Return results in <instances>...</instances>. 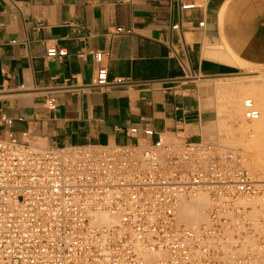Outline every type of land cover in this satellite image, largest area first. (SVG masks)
Here are the masks:
<instances>
[{
  "label": "crops",
  "instance_id": "0c3cea01",
  "mask_svg": "<svg viewBox=\"0 0 264 264\" xmlns=\"http://www.w3.org/2000/svg\"><path fill=\"white\" fill-rule=\"evenodd\" d=\"M95 51L128 81L92 85ZM242 62L264 63V0H0V113L12 118L0 137L39 149L203 139L214 84Z\"/></svg>",
  "mask_w": 264,
  "mask_h": 264
},
{
  "label": "built area",
  "instance_id": "2783aa9c",
  "mask_svg": "<svg viewBox=\"0 0 264 264\" xmlns=\"http://www.w3.org/2000/svg\"><path fill=\"white\" fill-rule=\"evenodd\" d=\"M46 54L62 56L66 49L52 46ZM107 54L93 53L92 85L126 83L124 77L109 79ZM244 106L248 118L258 115L251 99ZM11 123L0 113V124ZM143 132L154 131L146 125ZM226 150L202 139L164 143L160 138L144 146L37 149L11 133L0 137V264H144L139 247L167 250L168 258L155 264H264L240 243L248 230L247 208L233 202L237 193L264 194V185L251 181L254 175L239 161L223 163L234 157ZM196 190L213 199L209 222L177 226L178 196ZM102 209L115 219L110 225L93 222ZM223 228L234 242H224ZM214 236L220 241L209 243ZM259 239L264 246V237Z\"/></svg>",
  "mask_w": 264,
  "mask_h": 264
},
{
  "label": "bare ground",
  "instance_id": "6f19581e",
  "mask_svg": "<svg viewBox=\"0 0 264 264\" xmlns=\"http://www.w3.org/2000/svg\"><path fill=\"white\" fill-rule=\"evenodd\" d=\"M225 85H226V83L221 88H223ZM255 93H256V91H255ZM254 95H256V94H254ZM252 96H253V94H252ZM254 97L257 98V96H254ZM246 99H251V98H246ZM254 102H255V98H254ZM254 102L252 101L254 108H256L255 104L257 103V101H256V103H254ZM237 105H239V104H237ZM259 105L264 106V103H260ZM260 106H259L260 109H264V108H261ZM242 107H240V108H242L243 111H241V109H237L236 112L234 111L235 113L232 112L234 114L230 115V117L234 122L236 121V123H238L237 128L239 129V131L241 130L240 132H243L244 134L245 133L251 134V135H253V139H254L258 135H261V133H262V132H259L258 130H259V127L262 126L260 123L264 124V111H260V110H258L259 108H256L258 111V115L255 118H248L246 116V113H245L244 102H243ZM242 115L246 120L243 119ZM235 126H237V125H235ZM262 127H264V126H262ZM231 130H232V128H231ZM261 130H264V129H261ZM231 133H232V131H231ZM249 138H250V136H249ZM258 138H260L261 143H264V139L261 140L262 136H260ZM199 139H201V138H199ZM202 140H204V139H202ZM187 141H193V140H187ZM204 141H207V140H204ZM207 142H213V141L208 140ZM253 142H254V140H253ZM256 142H258V141H256ZM256 142H254V143H256ZM164 143H166V142H164ZM214 143L217 144L218 146L222 147V149H224V150L228 149L226 151L233 152L232 153L234 155L233 159L232 160L222 159L223 163L230 164L231 162L239 161L240 166L245 167L244 169H247L249 172H251L254 175L253 176L254 178L251 179V181H253L255 184L264 185V177H260L255 172H253V170H251V169H253V168H251L252 165L250 166V168H248L249 166L247 164H250L248 162L251 160L250 158H252V157H249V160H247L248 157L246 155H244L245 153L243 154L244 151H242L241 149L239 151L238 149L221 145L218 142H214ZM237 144H238V142H237ZM258 144L260 145V142H258L257 145ZM261 145H262V148H264V144H261ZM249 146H250V144H249ZM33 147H35V146H33ZM250 148H251V146H250ZM252 148H253V146H252ZM262 148H260V147L258 148L255 145V147L253 149L254 152L252 153L253 155L256 156L255 160H257L258 163L260 164V165H258L261 167L260 170H264V149H262ZM37 149H39V148H37ZM223 154L226 155L227 153L223 152ZM250 156H252V155H250ZM253 158H252V162H253ZM254 167H255V170H257L256 169L257 166H254ZM257 171H259V170H257ZM225 195L226 194H223L222 196H225ZM233 202L236 203L238 205V207L247 208V209H245V218H246V221L248 224V230L245 231V233L243 234V237L240 240V243L245 245V246H249V248L251 249V252L254 253L253 256L255 259L261 258L262 260H264V246H262V244L259 243L260 242L259 236L264 237V194H261V195H256V194L243 195L241 193H237L234 196ZM212 203H213V199L209 195V193L206 191L196 190V191H186V192L182 193L181 195L178 196V198L175 202L174 224H176L177 226H188V227L199 228L201 225L209 222L208 213H209V210L212 208ZM228 214H230V213H228ZM114 221H115V219L106 210L102 209V210L94 212V218H93L94 223L110 225ZM228 233H229L228 229L223 228L221 235H226V237H224V242L225 243L234 242L235 241L234 238L228 237ZM218 240L220 241V238L218 236L208 238L209 243H217ZM227 247H225V249H227ZM137 252L139 255H141L144 264H155V259H159V258L167 259L168 258L167 250L163 251V250H160L159 248H155L153 250H150V249L145 248V247H139ZM194 258L195 257L192 256V259H194ZM203 264H205V263H203ZM221 264H227V263L223 262Z\"/></svg>",
  "mask_w": 264,
  "mask_h": 264
},
{
  "label": "rangeland",
  "instance_id": "374dc122",
  "mask_svg": "<svg viewBox=\"0 0 264 264\" xmlns=\"http://www.w3.org/2000/svg\"><path fill=\"white\" fill-rule=\"evenodd\" d=\"M241 2H243V1H241ZM221 45L222 44H220L219 47ZM238 66H242V69H239V73L234 74L233 75L234 77L229 79V80H232V81L234 80V81L227 83L222 88V91L217 90L216 84H214L215 86H213V93H214L213 98L214 99H213V102L211 104L214 105L216 110H217V118L215 119V121H213L208 126V128H209L208 130L205 129L203 139L207 140V141L210 140L213 142H218L221 145L231 147V148H235V149H238L239 151L241 149L242 151H244L243 154L245 153L244 155H246L248 157L247 160H249V157H252V158L254 157L253 162H252V158H250L251 160L248 162L250 164H247L249 166V167L248 166L247 167L250 168V166L252 165L251 168H253V169H251V170H253V172H255L260 177H264V170H260L261 167L258 166L260 164L258 163L257 160H255L256 156L252 154L254 152L253 149H254L255 145L258 148L259 147L262 148L261 144H264V143H261L260 138H258V137L262 136L261 140L264 139V130H261V129H264V127H262V126H264V124L260 123L262 126L259 127V130H258L259 132H262L261 135H258L257 137L254 135L256 138L253 139V135L246 134V133L244 134L243 132H240L241 130L239 131V129L237 128L238 123H236V121L234 122L230 117V115H233L237 109H241V111H243L242 106H243V102L246 98H251V100L253 102H254V98H255L254 103H256V101H257V103L255 104L256 108H259L260 103H264V63H259V62L243 63L242 62L241 64H238ZM229 80H226V79L223 81L218 80V82H225V81H229ZM255 91H256V93H255ZM252 94H253V96H252ZM254 94H256V95H254ZM254 96H257V98ZM237 104H239V105H237ZM240 107H242V108H240ZM260 107L264 108V106H260ZM258 110L264 111V109H260V108ZM232 112H234V113H232ZM242 117H243V115H242ZM243 119H245V118L243 117ZM211 125H212V127H211ZM235 125H237V126H235ZM231 128H232V130H231ZM231 131H232V133H231ZM249 136H250V138H249ZM253 140H254V142H256V141L260 142V145L259 144L257 145L258 142L254 143ZM237 142H238V144H237ZM249 144H250L251 148L253 146L252 149L250 148ZM262 149H264V148H262ZM250 155H252V156H250ZM254 166H257L256 169L259 171L255 170Z\"/></svg>",
  "mask_w": 264,
  "mask_h": 264
}]
</instances>
